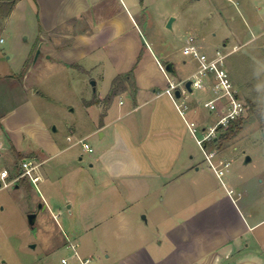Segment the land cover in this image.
<instances>
[{
  "label": "crops",
  "instance_id": "obj_1",
  "mask_svg": "<svg viewBox=\"0 0 264 264\" xmlns=\"http://www.w3.org/2000/svg\"><path fill=\"white\" fill-rule=\"evenodd\" d=\"M12 1L0 0V25L7 30L20 22L22 33L32 34V40L22 57L8 64L7 71L0 70V125L15 156L42 163L37 213L50 209L52 187L60 180L50 178L53 167L48 163L68 164L78 155L82 161L84 153H95L90 166L106 182L100 194L110 197L82 217L93 219L90 226L138 227L127 235L113 233L115 246L107 244L111 232L105 231L99 242L106 258L98 256L97 264H264V250L254 234L264 219L252 220L247 203H241L243 193L229 189L217 194L195 163L192 134L165 93L168 79L160 63L166 67L172 60L144 34L148 0H16L7 12ZM31 71V96L45 93L42 82L54 71L95 79L86 99L87 123L68 126L65 135L59 125L53 127L24 90ZM20 73L23 77H17ZM169 76L175 79L173 73ZM117 77L124 87L106 101ZM14 88L20 100L4 110ZM196 112L190 110L188 117L196 121ZM96 134L99 151L90 152L83 141L89 143ZM186 193L191 196L183 199ZM85 259L92 263L90 256Z\"/></svg>",
  "mask_w": 264,
  "mask_h": 264
},
{
  "label": "rangeland",
  "instance_id": "obj_2",
  "mask_svg": "<svg viewBox=\"0 0 264 264\" xmlns=\"http://www.w3.org/2000/svg\"><path fill=\"white\" fill-rule=\"evenodd\" d=\"M148 6L144 34L159 52H165L166 60H172L177 72L173 73L176 82L192 76L198 68V62L183 52L190 36H196L199 43L210 51L217 48L232 51L227 58V68L240 96L247 103L248 111L242 122L234 123V135L221 139L227 129L221 130L218 144L209 143L207 148L208 151L216 149L230 161L228 170L221 179L217 177L193 136L189 141L190 148L195 163L206 173L207 185H213L217 194L227 193L229 189L243 193L241 203H247V211L254 216L252 220L264 219V0H148ZM170 17H175L172 28L167 27ZM15 25L7 30L0 25L2 72L8 70V64L23 56L24 45L32 40V34L22 33L20 22ZM56 71L42 82L45 95L31 96L33 71L26 74L24 90L33 98L44 118L53 121V127L60 126V133L65 135L68 126L89 120L86 99L93 94L95 79L86 78L88 81H85L84 77L88 76L72 74L65 77ZM23 75L20 73L17 77ZM3 84L4 80L0 79V100H4ZM19 84L15 80V86ZM11 92L9 102L3 104L4 110L12 109L20 100L19 90L14 88ZM211 97V92L202 89L189 93V101L198 107L193 119L201 127L213 125L218 120L217 114L210 113L203 105ZM200 100L202 103H198ZM118 102L119 97L116 104ZM8 106L13 107L6 109ZM86 125L91 126L90 122ZM99 137L96 134L88 139L95 152L99 151ZM198 137L202 138L203 134L199 132ZM0 142L4 144L0 149V171L4 167L17 171L21 159L11 152L12 144L3 134L2 125ZM76 149L82 150L83 147L78 145ZM94 154L84 153L82 161L78 155L68 164L56 165L55 160L48 163L53 167L50 178L60 180L52 187L50 209L38 213L34 227L29 223V214L37 212L40 207L38 198L42 194L38 188L29 179L19 182V188L16 184L0 187V264H82L71 245L76 247L82 260L90 256L91 264H97L98 256L106 258L99 242L106 236H103L105 231L111 232L107 244L115 246V232L127 235L131 229L133 232L138 229L136 225L90 226L88 222L93 219L82 217V213L104 205L110 197L100 194L106 189V182L96 168L90 166V155ZM248 156L250 161L246 160ZM218 158L214 159L215 162ZM190 196L186 193L183 199ZM55 214L57 218H54ZM88 231L89 236L86 235ZM254 234L264 250V222ZM63 258L68 263H63Z\"/></svg>",
  "mask_w": 264,
  "mask_h": 264
},
{
  "label": "built area",
  "instance_id": "obj_3",
  "mask_svg": "<svg viewBox=\"0 0 264 264\" xmlns=\"http://www.w3.org/2000/svg\"><path fill=\"white\" fill-rule=\"evenodd\" d=\"M183 52L186 55L192 56L198 62V68L192 76L176 82L175 79L169 76L170 72L166 70V67L160 63L168 79L165 93L173 99L176 108L186 121L192 136L203 150L210 167L221 179L226 170H228L230 161L220 155L216 149L208 151V144L212 142L214 145L218 144L219 132L228 129L235 122L244 118L248 111L247 103L240 96L227 68V58L232 51L226 52L220 48L210 51L201 45L197 37L193 35L188 39ZM189 81H191L192 91L187 87V82ZM194 89L206 90L213 95L203 105L209 109L210 113L214 112L217 114L218 120L215 124L201 127L196 121L188 117L190 110L197 111V108H194L189 101V93H193ZM177 90L180 91V96L176 95ZM198 103H202V101L200 100ZM199 132L203 134L202 138L198 137ZM83 144L88 151H94V148L89 143L83 141ZM2 146L0 143V149ZM215 158L219 159L218 162H215ZM41 165L42 163L34 158H24L21 159L17 171L12 172L8 168L2 169L0 171V187L17 185L22 180L29 179L36 188H39ZM71 247L82 264L89 263L90 259L82 260L76 247L74 245H71ZM62 262L68 263V260L63 258Z\"/></svg>",
  "mask_w": 264,
  "mask_h": 264
},
{
  "label": "water",
  "instance_id": "obj_4",
  "mask_svg": "<svg viewBox=\"0 0 264 264\" xmlns=\"http://www.w3.org/2000/svg\"><path fill=\"white\" fill-rule=\"evenodd\" d=\"M174 19H175V17H170V19H169V21H168V23H167V27H168V28H172V27H173ZM40 52H41V48H39V49L37 50V52H36V55H35V61L38 59V57H39V55H40ZM166 70H167L168 72H170V73H175L174 64H173L172 62H169V63L166 65ZM92 83H93V85L96 84L95 81H93ZM187 87H188V89H189L190 91H192L191 81L187 82ZM176 95H177V96H180V91H179V90L176 91ZM246 160H247V161H250V160H251V157L248 156ZM17 186H18V185H17ZM37 215H38L37 212H34V213L29 214V223H30V225H31L32 227L35 226L36 219H37ZM32 247L34 248L35 245H32Z\"/></svg>",
  "mask_w": 264,
  "mask_h": 264
},
{
  "label": "trees",
  "instance_id": "obj_5",
  "mask_svg": "<svg viewBox=\"0 0 264 264\" xmlns=\"http://www.w3.org/2000/svg\"><path fill=\"white\" fill-rule=\"evenodd\" d=\"M16 0H13L9 6L6 8L7 12H10L12 7H13V4ZM123 79L122 77H117L114 79V87L112 88L111 92L108 94V96L106 97V101H110L113 99L114 96H116L119 91L124 87V84H123ZM243 121V119H241ZM240 120V121H241ZM241 121V122H242ZM233 127H234V124L231 125L228 129H227V133L225 135H223L221 137V139H226L227 137L231 136V135H234L235 134V131H233ZM241 128V126H240Z\"/></svg>",
  "mask_w": 264,
  "mask_h": 264
}]
</instances>
